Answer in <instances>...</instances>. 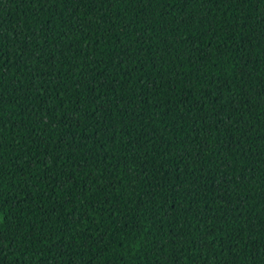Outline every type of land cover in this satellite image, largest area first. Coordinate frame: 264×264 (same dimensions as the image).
I'll return each mask as SVG.
<instances>
[{"label":"trees","instance_id":"16d2710c","mask_svg":"<svg viewBox=\"0 0 264 264\" xmlns=\"http://www.w3.org/2000/svg\"><path fill=\"white\" fill-rule=\"evenodd\" d=\"M0 264H264V0H0Z\"/></svg>","mask_w":264,"mask_h":264}]
</instances>
